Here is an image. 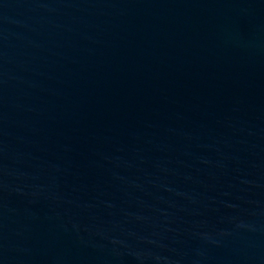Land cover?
Masks as SVG:
<instances>
[{"label": "water", "instance_id": "95a60500", "mask_svg": "<svg viewBox=\"0 0 264 264\" xmlns=\"http://www.w3.org/2000/svg\"><path fill=\"white\" fill-rule=\"evenodd\" d=\"M0 264H264V0H0Z\"/></svg>", "mask_w": 264, "mask_h": 264}]
</instances>
